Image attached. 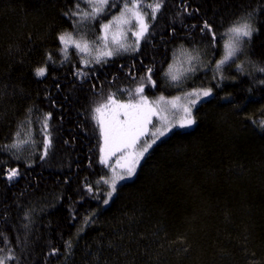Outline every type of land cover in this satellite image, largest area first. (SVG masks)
Returning <instances> with one entry per match:
<instances>
[{
	"label": "trees",
	"instance_id": "1",
	"mask_svg": "<svg viewBox=\"0 0 264 264\" xmlns=\"http://www.w3.org/2000/svg\"><path fill=\"white\" fill-rule=\"evenodd\" d=\"M77 2L90 10L86 0H0V257L14 255L5 264H264V0H163L138 50L88 66L75 49L64 59L57 39L75 32L79 18L65 13ZM248 12L256 30L217 73L228 27ZM90 26L94 38L98 23ZM170 64L177 81L166 75ZM40 67L44 76L36 75ZM148 67L156 84L143 81L147 96L212 92L193 108L196 123L153 144L103 206L109 188L93 103L135 96ZM17 131L29 142L5 147ZM247 138L248 150L239 144ZM11 168L18 175L10 181Z\"/></svg>",
	"mask_w": 264,
	"mask_h": 264
},
{
	"label": "snow or ice",
	"instance_id": "2",
	"mask_svg": "<svg viewBox=\"0 0 264 264\" xmlns=\"http://www.w3.org/2000/svg\"><path fill=\"white\" fill-rule=\"evenodd\" d=\"M90 7V11H86L81 8L79 2L75 4V9L66 12V16L78 17L81 20L91 18L93 21L102 20L111 14V9L119 8V14L111 15V19H108L106 23L100 24V35L95 41H77L74 40L70 32H64L58 35L57 39L60 41V44L63 46L61 48L62 53L65 56V59L68 58V47L71 45L76 48L79 53L91 55L92 51L96 52L94 57V62L96 64H105L110 58L114 55L119 54L121 50L129 51L132 49L131 44H126L123 41L128 38L127 33H131L135 37L136 48L132 50H138L141 40L146 37V34L149 31V23L147 18L150 17L151 20L156 19V13L160 10L163 0H157L155 4H145L144 0H123L122 7H119L116 3H113L112 0H86ZM145 9H151V12L145 11ZM253 13L248 12L242 14L233 23L228 27L226 35H228V40L224 44L225 54L222 59L216 62L215 70L217 73L221 72L223 65L228 61L232 60L237 52L241 50L240 45L244 42V38H250L253 35V32L256 30L253 26ZM134 22V26H133ZM207 30L213 33V41H216V34L213 31L212 27L205 22L202 31ZM111 33V40H109V34ZM93 45H97L93 48ZM188 61L191 62L198 57L188 55ZM49 60L52 59V56L49 55ZM83 63L85 66H88L90 61L84 59ZM240 65H237L239 68ZM194 68H189L188 71H194ZM264 72V68L260 69ZM153 69L148 67L146 70V75L141 77V84L135 89L136 94L140 95V100L133 102L129 100L126 104H121L115 99V94H110L107 97L105 103H100L96 108H94L93 119H97L96 114L102 113L103 110L107 109L110 105H116L119 109H123V112H117L113 120L105 123L100 121L102 134L104 135L105 143L111 144L113 146V154L115 151H120L122 149L132 147L137 144L140 140V137L144 135L146 125L152 122V117L156 116L161 120L166 121V117L161 115L162 109L158 107H147L146 97L142 95L144 92V83L143 81L147 80L155 86L156 82L152 79ZM37 76H44L46 74V68L40 67L36 70ZM78 74L87 75V73H82L78 69ZM169 75L172 81H177L179 75L173 72V65H169V71L166 73ZM264 83V81H261ZM212 90L209 89H199L193 92H189L187 96H195V99L189 101L188 104L183 105L184 118L180 123L181 128L191 127L196 123L195 118L192 115V108L196 105L197 101L203 96L207 97L211 95ZM131 96V93H129ZM179 97H175L174 100H179ZM160 100H164V97H160ZM173 107H176V104L173 103ZM123 117L120 119L119 117ZM51 118V113H47L44 116L43 121V132L45 134V154H47V149L51 147V141L47 133L49 127L48 120ZM261 127H264V121H261ZM170 130V124L165 123L163 129H157V133L152 135L159 139L160 136H164L166 132ZM22 131V130H21ZM21 131L15 133V138L13 142L5 147L12 149H19L22 145L28 143L27 139H20ZM29 139L31 134L29 133ZM156 139H153L151 143L145 142V146L139 152V157H143L145 153L152 147V144L156 143ZM103 152L104 149H101ZM101 163H106V160L102 157ZM139 163V159L135 161ZM135 166H129L126 169V175L128 178L132 177L135 174ZM18 175V171L15 168H11L7 171V179L13 180ZM126 177L124 175L114 176L109 180H104L103 182L109 184L110 191L107 192V198L104 199L103 203L107 205L110 199L113 197V194L116 192L117 180H123ZM91 191V188H89ZM88 219H85V223H88ZM2 235V233H0ZM3 251V249H0ZM11 252V249H9ZM14 255H8L7 257H0V264H5L6 260H14Z\"/></svg>",
	"mask_w": 264,
	"mask_h": 264
},
{
	"label": "rangeland",
	"instance_id": "3",
	"mask_svg": "<svg viewBox=\"0 0 264 264\" xmlns=\"http://www.w3.org/2000/svg\"><path fill=\"white\" fill-rule=\"evenodd\" d=\"M112 2L113 3H116L119 7H122V5H123V0H112ZM148 10L150 12V9H145V11H148ZM112 14L118 15L119 14V8H117V9H111V14H109L106 18H104L102 20H96V22L98 23V34L94 38H91L88 35L91 32V29H90L91 26L90 25L93 22H95L91 18L85 19V20H81L79 18L78 20H75L73 22L75 32H71V31H66V32H70L72 34L73 39L74 40H77V41H84V40H87L89 42L95 41L97 39V37L101 34L100 31H99L100 24L102 22L103 23H106L108 19H111V15ZM133 26H134V22H133ZM127 36H128V38L126 40H124L123 42L126 43V44H131L132 49H135L136 48V45H135V42H134L135 41V37H133L130 32L127 33ZM226 38L227 39L224 40V44H225V42L229 38L228 35L226 36ZM109 40H111V33L109 34ZM96 46L97 45H93V48H95ZM71 49H75L78 52V50L76 48H74L71 45H69V47H68V57H69V51ZM132 49H130L129 51H123V50H121L119 52V54L114 55L113 57L125 55L128 52H131ZM79 54L81 55V58L79 57V60H80V63L83 66H85L84 63H83V60L84 59L90 61L89 65L95 63L94 62V57L96 55V52L95 51H92L91 55H86V54H82V53H79ZM224 54H225V49L223 51V56H224ZM64 59H65V56H64ZM172 65H173V70H174L175 69V64H172ZM168 71H169V68H168L167 72ZM199 89H209V88L192 87V88H189V89H184L182 91H179L178 93H176L174 95H168V94L158 95V94H156L155 96H152V97H151V95L150 96H147L146 93L143 92L142 95L144 97H146V105H147V107H150V108L151 107H158V108L162 109L163 111L161 112V115L164 116V117H166V121L165 120H161V119H159L156 116H153L152 117V122L150 124L146 125L144 135H142L140 137V140L137 142V144L134 145V146H132V147H128V148L122 149L120 151H115V154H113V151H114L113 146L111 144H106L105 143L104 135L102 134V130H101L100 121H104L105 123H107L108 121L114 119L115 114L117 112H123L124 110L123 109H119L116 105H110L107 109L103 110L102 113L96 114L97 115V119H98V129H99V131H98L99 132V159L101 161V159L103 157L106 160V163H103V164L105 165V167L107 169L106 180H109V183L111 182V178L114 177V176L124 175L126 177L123 180H117V184L119 182H122V181H125V180H128V179H131L134 176L133 175L130 178L127 177V175H126V169H127V167L134 165L135 166V169L137 170L140 162L142 161V159L144 158V156L146 154L145 153L143 157H139V152L145 146V142L151 143V141L153 139H156V137L153 136L152 134L153 133H157V129H163V127L165 126V123L170 124V130L168 132H166L165 135L167 133H169L171 130L175 129V128L180 129V130H187V129L190 128V127L181 128L179 126L180 123H181V121H182V119L184 118V115H185L182 106L185 105V104H188L190 100L195 99V96H187L186 94L189 93V92H193L195 90H199ZM109 95L110 94H108L106 97H103V98H96L95 102L93 103L94 108H96L100 103H105L107 101V97ZM160 97H164V100H160ZM175 97H179L180 99L179 100H174ZM204 98H206V97H203L202 96L197 101L196 105L199 103V101H201ZM115 99L119 103H121V104H126V103L129 102V100H132L133 102L139 101L140 100V95L139 94H136L135 96H133L131 98H127V99H125V98H116L115 97ZM173 103L176 104V107H173ZM193 108H192V110H193ZM119 118L120 119H123L122 116L119 117ZM219 129L222 130V133L226 132V134L228 135V137H231V140L233 139L232 137H234V135H231V132L232 131H231V128L230 127L227 128V127H223V126L221 127L220 126ZM220 130L218 132V128H217L216 130H213L212 133H214V135L216 136L217 133H219V134L221 133ZM202 133H203V130L198 133L197 137H202L201 136ZM157 135H158V133H157ZM229 135H231V136H229ZM162 137L163 136H160L159 139L162 138ZM242 137H245V136L243 135ZM159 139H156V142ZM244 140H245L244 143H241L240 142L239 144H243L241 146L243 148H247V150H248V144L250 142H248V138L247 139H244ZM242 142H243V140H242ZM251 142H253V141H251ZM227 144H229V141H227ZM227 144L225 145V147L227 146ZM231 144L232 145H236V144H234V142H231ZM256 146H257L256 147V149H257L258 148V145H256ZM203 147L206 148V145L203 146ZM101 149H104V151L102 152ZM231 152H235V150H231ZM171 158L172 159H178L180 157L171 156ZM137 159H139V163H135V161ZM106 186H107L106 188H109V191H110L109 184H106ZM106 194H105L104 199L107 198V195ZM104 199H103V201H104ZM103 206H106V205L103 203ZM182 208H184V207H182ZM178 209H179V206L177 205V210ZM176 219H177V221L180 220V223L182 221L183 222H186V223L188 222V220H186L187 218L184 217L183 214H180V216H178V218H176Z\"/></svg>",
	"mask_w": 264,
	"mask_h": 264
}]
</instances>
